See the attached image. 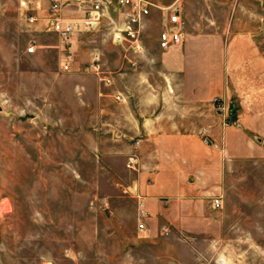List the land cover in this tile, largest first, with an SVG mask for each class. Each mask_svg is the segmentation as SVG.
<instances>
[{
  "label": "rangeland",
  "instance_id": "rangeland-1",
  "mask_svg": "<svg viewBox=\"0 0 264 264\" xmlns=\"http://www.w3.org/2000/svg\"><path fill=\"white\" fill-rule=\"evenodd\" d=\"M149 1L181 12L180 44L199 41L189 52L154 47L145 63L102 26L73 36L65 71L45 12L29 23L19 0H0V264H264V0ZM158 15L147 26L146 50ZM175 69L184 77L159 74ZM136 74L148 76L145 86L212 93L225 133V142L212 132L201 134L202 145L189 144L197 160L188 170L213 174L212 154L218 180L201 176L191 197L161 199L165 211L143 229L129 186L144 158L113 94L140 87ZM228 102L252 120L235 129L237 108Z\"/></svg>",
  "mask_w": 264,
  "mask_h": 264
},
{
  "label": "crops",
  "instance_id": "crops-1",
  "mask_svg": "<svg viewBox=\"0 0 264 264\" xmlns=\"http://www.w3.org/2000/svg\"><path fill=\"white\" fill-rule=\"evenodd\" d=\"M195 42L199 41L184 40L182 44L168 49L179 50L181 48L189 52ZM234 42L236 41L232 40L227 46L233 47ZM154 47H157L156 41L152 48L150 47L151 49L146 50L145 44V54L143 52V55L142 53L138 54V59L142 62L145 61V63H151L154 59L147 57L146 52L154 53L156 56L157 51L153 49ZM170 72L172 73L168 74H172V77H166L163 71L159 74H163L164 79L183 78L185 75L181 74L182 76H180V71L176 69ZM133 77L137 80L141 79L140 83L138 82L140 87L131 86L123 92L113 91L115 100L124 102L121 106L119 104L117 106L123 109L120 111L124 112V117L127 119V122H121L124 123L126 129H129L127 131L128 136L137 138L136 147L140 146L144 158L143 162L138 163L137 170H135L137 179L133 181V185H130L129 189L137 201L136 208L137 203H143L148 213L147 218L154 213L162 216L165 211L164 206L168 202L161 199L180 201L183 197H191L186 193L197 189L196 181L201 176L209 178L208 181H211L212 184L218 180L212 154L209 155L212 162L210 170L213 174L208 171L205 174L202 171L203 175H201L195 173V169L194 171L188 170L189 162L197 160V156L190 152L189 144L195 141L197 145H202L204 141L201 134L207 133L209 135L212 132L225 142L224 132L220 137V130H223L224 127L222 126L223 119L221 115L214 113L213 104L209 101L212 93L199 92L195 89L179 86L153 87L150 86L149 82L145 86L143 80L148 76L136 74ZM101 95H107V93L100 92ZM118 95H120L119 98H117ZM249 95L252 97V94ZM228 104L231 109L237 108L234 113L239 123L236 124L235 129L252 120L248 113L246 114V108L242 104H237L238 106L229 102ZM164 227L168 229L167 225Z\"/></svg>",
  "mask_w": 264,
  "mask_h": 264
},
{
  "label": "built area",
  "instance_id": "built-area-1",
  "mask_svg": "<svg viewBox=\"0 0 264 264\" xmlns=\"http://www.w3.org/2000/svg\"><path fill=\"white\" fill-rule=\"evenodd\" d=\"M19 0V7L26 10V20L29 23L37 21V12L44 11L48 30L56 33L60 42L63 57L60 59V68L69 70L71 59L72 38L75 34L97 30L102 26L110 32L113 44L130 50L134 53H142L145 50V41L150 36L147 34V26L152 22V13L158 15V33L156 36L157 48L166 50L178 45L182 41V32L185 26L181 12L172 9L173 5H159L149 0ZM76 9L80 16L67 17L65 11ZM36 49L34 44L27 47L28 53ZM93 66L97 74L102 71L99 56L95 55ZM106 84L109 79L101 77ZM119 98V96L117 97ZM216 98H213V103ZM220 110V106L216 108ZM222 111V110H221ZM205 142L208 140L205 138ZM129 165V164H128ZM131 168V166H129ZM137 227L143 229L147 211L143 203H137ZM221 205L219 197L212 199L213 208ZM167 231L165 227L162 229Z\"/></svg>",
  "mask_w": 264,
  "mask_h": 264
}]
</instances>
